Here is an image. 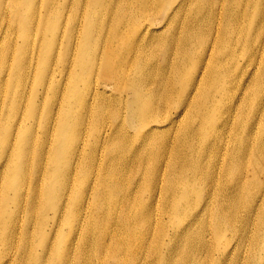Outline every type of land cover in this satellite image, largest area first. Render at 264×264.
I'll return each instance as SVG.
<instances>
[{
    "label": "bare ground",
    "instance_id": "1",
    "mask_svg": "<svg viewBox=\"0 0 264 264\" xmlns=\"http://www.w3.org/2000/svg\"><path fill=\"white\" fill-rule=\"evenodd\" d=\"M0 245L264 264V0H0Z\"/></svg>",
    "mask_w": 264,
    "mask_h": 264
},
{
    "label": "rangeland",
    "instance_id": "2",
    "mask_svg": "<svg viewBox=\"0 0 264 264\" xmlns=\"http://www.w3.org/2000/svg\"><path fill=\"white\" fill-rule=\"evenodd\" d=\"M81 4H82V8H83L84 2L81 3ZM36 11H37V17H38V16H39V5L36 7ZM82 12H83V10L81 11V13H82ZM84 21H85V20H83V24H84ZM39 41H40L39 39H38V40L36 39L35 47L39 45ZM34 56H35V53H34ZM35 66H36V57H35V64H34V67L32 66L33 69H35ZM41 101H42V100H41ZM41 101H39L38 103H40ZM34 102L36 103L35 100H34ZM38 103H37V104H38ZM51 214H52L51 212H48V215H49V216H51ZM18 222H19V225H21V226H25V225H26V223L22 222V219H21V218L18 219ZM0 249H1V245H0ZM32 250H34V249H32ZM33 257H34V256H33ZM33 257H32V258H33ZM32 258H28V261H31Z\"/></svg>",
    "mask_w": 264,
    "mask_h": 264
}]
</instances>
